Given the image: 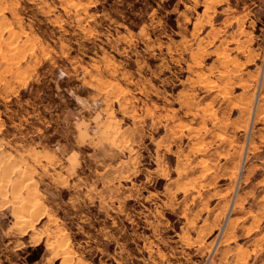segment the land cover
Returning <instances> with one entry per match:
<instances>
[{"label":"rangeland","instance_id":"1","mask_svg":"<svg viewBox=\"0 0 264 264\" xmlns=\"http://www.w3.org/2000/svg\"><path fill=\"white\" fill-rule=\"evenodd\" d=\"M0 264H264V0H0Z\"/></svg>","mask_w":264,"mask_h":264},{"label":"trees","instance_id":"2","mask_svg":"<svg viewBox=\"0 0 264 264\" xmlns=\"http://www.w3.org/2000/svg\"><path fill=\"white\" fill-rule=\"evenodd\" d=\"M44 245L43 244H40L38 246H36L35 248H32L31 246L28 247V250H33V251H36L37 255L35 257H32L31 259H29V262L33 263L35 260H37L41 255L42 253L44 252Z\"/></svg>","mask_w":264,"mask_h":264},{"label":"crops","instance_id":"3","mask_svg":"<svg viewBox=\"0 0 264 264\" xmlns=\"http://www.w3.org/2000/svg\"><path fill=\"white\" fill-rule=\"evenodd\" d=\"M224 1H225V0H224ZM235 7H236V6H235ZM235 7L233 6L234 9H236Z\"/></svg>","mask_w":264,"mask_h":264}]
</instances>
